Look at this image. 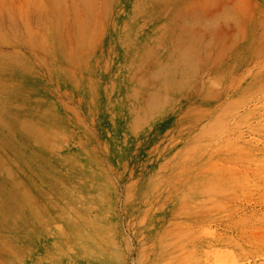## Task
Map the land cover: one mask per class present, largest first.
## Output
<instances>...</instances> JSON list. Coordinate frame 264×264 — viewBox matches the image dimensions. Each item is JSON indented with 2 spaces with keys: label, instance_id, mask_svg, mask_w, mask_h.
Masks as SVG:
<instances>
[{
  "label": "rangeland",
  "instance_id": "1",
  "mask_svg": "<svg viewBox=\"0 0 264 264\" xmlns=\"http://www.w3.org/2000/svg\"><path fill=\"white\" fill-rule=\"evenodd\" d=\"M167 1L111 0L74 71L42 60L83 85L93 218L101 183L100 234L62 264H264V0Z\"/></svg>",
  "mask_w": 264,
  "mask_h": 264
},
{
  "label": "bare ground",
  "instance_id": "2",
  "mask_svg": "<svg viewBox=\"0 0 264 264\" xmlns=\"http://www.w3.org/2000/svg\"><path fill=\"white\" fill-rule=\"evenodd\" d=\"M110 1L0 0V264H62L74 252L89 251L100 234V177L93 218L91 183L76 161L92 152L78 109L85 104L83 85L52 75L42 60L63 59L74 71L67 60L85 54L83 40L103 35L99 24ZM38 66L45 73H34ZM34 95L42 101L35 103Z\"/></svg>",
  "mask_w": 264,
  "mask_h": 264
}]
</instances>
